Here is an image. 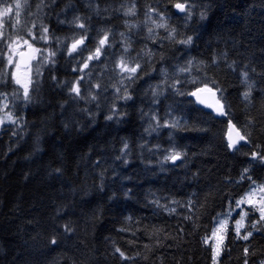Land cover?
Returning <instances> with one entry per match:
<instances>
[{
	"label": "trees",
	"instance_id": "16d2710c",
	"mask_svg": "<svg viewBox=\"0 0 264 264\" xmlns=\"http://www.w3.org/2000/svg\"><path fill=\"white\" fill-rule=\"evenodd\" d=\"M0 5L12 8L0 34V264H264L256 210L239 235L229 223L218 256L208 239L264 183V0ZM8 38L40 51L27 99ZM205 87L227 118L190 97ZM229 121L247 139L235 149Z\"/></svg>",
	"mask_w": 264,
	"mask_h": 264
},
{
	"label": "rangeland",
	"instance_id": "374dc122",
	"mask_svg": "<svg viewBox=\"0 0 264 264\" xmlns=\"http://www.w3.org/2000/svg\"><path fill=\"white\" fill-rule=\"evenodd\" d=\"M7 7V6H6ZM2 5H0V12L3 11L4 8ZM189 12L187 9L184 13L185 15ZM11 13V12H10ZM10 13L7 16H0V34L3 28L5 27V22L9 20ZM160 17H163L162 14L159 15ZM7 18V19H5ZM165 19V18H164ZM157 26L160 24H156ZM26 41L25 39H16V38H8L6 44H3L4 51V57L6 58L7 64H8V58L11 56L12 58V64L8 66L10 67V71L12 73V77L14 82L16 83V80L18 79L20 83H16L23 91L24 88L27 87L28 90L31 85L32 81V75H33V63L36 57L39 55L40 51H36L37 49L33 48V43L30 41H27V43H24ZM9 44L12 45L11 49L9 48ZM31 46V47H30ZM32 51V52H31ZM31 52V54H30ZM189 68V67H186ZM128 69V70H124ZM130 69H132L128 63L121 62V70L125 72H129ZM181 70H186L185 67H181ZM176 73H181V71H173ZM184 77L171 79L172 87L177 89L181 82H183ZM181 90V89H179ZM6 106H4L3 109H5ZM3 117L5 119H8V114L6 112H2ZM248 193H253V195L248 196L246 202L237 204V201H240L242 198L246 197ZM232 208H230L227 212L221 216L214 228L211 234L208 236V239L211 241L214 256H218L221 252L223 242L226 235V229L229 225V223H232L234 228L236 229V222L240 221L241 216H244L243 220V226L240 228H245V223L249 219V213L254 215V212L252 211L256 210L257 216H252L251 223H256L258 220V217H261V212L259 209L264 208V183H254L249 188V190L237 200ZM250 201V202H248Z\"/></svg>",
	"mask_w": 264,
	"mask_h": 264
},
{
	"label": "water",
	"instance_id": "95a60500",
	"mask_svg": "<svg viewBox=\"0 0 264 264\" xmlns=\"http://www.w3.org/2000/svg\"><path fill=\"white\" fill-rule=\"evenodd\" d=\"M175 9L178 13L183 12L177 7H175ZM193 93H195V95H193ZM193 93L190 94V97L194 100L195 104L198 107L204 109L207 112L213 113L216 118H223L226 116L225 106L220 100L219 94L215 89L205 87L202 89H198ZM241 136L243 135L236 128V126L232 122H229L225 137L228 145H232L231 147L229 146L231 149H234L241 143L246 142L245 138L240 139Z\"/></svg>",
	"mask_w": 264,
	"mask_h": 264
},
{
	"label": "snow or ice",
	"instance_id": "6c2138e0",
	"mask_svg": "<svg viewBox=\"0 0 264 264\" xmlns=\"http://www.w3.org/2000/svg\"><path fill=\"white\" fill-rule=\"evenodd\" d=\"M175 6H176L178 9H180L181 11H184V6H183V5H181V4H176ZM20 7H21L20 3L17 2V3H16V9H17V11H16V16H17V17H19V14H20V13H19V9H20ZM10 12H12V8H11V7H6V8L3 9L2 12H0V16H7ZM190 15H191V12L189 11V16H190ZM78 26L81 27V28L83 27L82 24H78ZM158 26H159V27H164L163 24L158 25ZM44 31L47 32V29L45 28ZM29 34H31V33H29ZM45 39H46V37H45ZM106 39H107V37H105L104 39H101V40L99 41L100 46H103V45L105 44ZM24 43H27V41H24ZM82 43H83V40L75 41V42L72 44L71 51H76V50H77V46H78L79 44H82ZM181 43H191V38L189 37L188 40H186V41H181ZM11 47H12V45L9 44V48H10V49H11ZM30 47H31V46H30ZM36 51H38V50H36ZM100 51H101V48H100V47H97L96 52H95V54H94V55L96 56V58H98ZM52 55H55V53H52ZM91 59H93V55H89L88 60H91ZM8 64H9V65L12 64V58H11V56H9V58H8ZM87 66H88L87 64L84 65V67H87ZM124 70H128V69H124ZM130 71L134 73V72L136 71V69H135V68H132V69H130ZM245 75H246V74H245ZM16 83L19 84L20 81L17 79V80H16ZM72 90H73L74 92H76L77 95H79V88H73ZM193 95H195V93H193ZM247 95H248V94L245 93V96H247ZM24 97H25V99H27V97H28V88H27V87L24 88ZM8 119H11V117L9 116ZM109 119H111V117H109ZM13 122H14V121H13ZM240 139H244V137L241 136ZM229 146L231 147L232 145L230 144ZM179 156H180L179 153H175L173 156L169 157V159L175 160V159H178ZM251 195H253V193H248L246 197L242 198L240 201H237V204H241V203L246 202L247 197H248V196H251ZM248 202H250V201H248ZM259 210H260V212H261V217H260V218H261L262 220H264V208H261V209H259ZM243 220H244V216H241L240 221H237V222H236V232H237V235H239L240 228L243 226ZM250 235H251V233H248L247 235H244V236H242V237H240V238H242V239H248V237H249ZM53 243H55V241H53ZM117 251H119V249H117ZM245 251L247 252V249H246ZM120 255L123 256L124 254H123V253H120ZM125 258H126V257H125Z\"/></svg>",
	"mask_w": 264,
	"mask_h": 264
}]
</instances>
